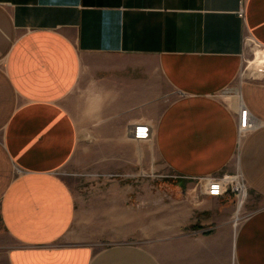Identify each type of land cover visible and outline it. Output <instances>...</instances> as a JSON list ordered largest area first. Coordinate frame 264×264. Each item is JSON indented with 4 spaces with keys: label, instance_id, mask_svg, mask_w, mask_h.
I'll list each match as a JSON object with an SVG mask.
<instances>
[{
    "label": "crops",
    "instance_id": "0c3cea01",
    "mask_svg": "<svg viewBox=\"0 0 264 264\" xmlns=\"http://www.w3.org/2000/svg\"><path fill=\"white\" fill-rule=\"evenodd\" d=\"M240 1L0 0V264H264V204L234 236L197 182L239 170L264 201V73L239 79L264 0ZM80 141L102 171L154 151L170 186L74 192L59 172Z\"/></svg>",
    "mask_w": 264,
    "mask_h": 264
},
{
    "label": "rangeland",
    "instance_id": "374dc122",
    "mask_svg": "<svg viewBox=\"0 0 264 264\" xmlns=\"http://www.w3.org/2000/svg\"><path fill=\"white\" fill-rule=\"evenodd\" d=\"M245 46H246L245 60L249 61L251 60V50L254 48V46L248 42L245 44ZM248 69L250 70V68H248V65L244 63L243 71L248 72ZM260 75L257 73L255 76L257 77ZM86 137L87 136H85V138ZM80 143L82 142L80 141ZM83 145L85 146V144L83 143L80 145V149L78 150L76 156L72 159V161L68 163V165H66L59 172L60 177L66 182V184L74 192L75 191L79 192L80 189L84 187L85 188L89 187L92 184L96 185L98 188H101L105 186L106 187L110 186L112 183L115 182H121V181L138 182L146 179L157 180L160 186H165V187L166 185L170 186V184L165 183L164 180L170 178L171 173L165 167H163L162 164L155 161L154 151L151 150L149 151V158H150V162L152 160L154 161L152 165L154 166L155 163V167L143 163V166H139L136 168L131 167L130 170L126 172H123L121 170H119L118 172H114L112 168L109 171H102V169L98 167L100 165H98L97 163L96 165H94L96 167L90 164L92 162L91 159L93 157V153L92 152L89 153L86 150V146L83 147ZM235 174L236 172L228 175L233 176ZM222 176H224V174L219 177ZM244 192L246 197L240 209L237 208V202L239 199L237 194L235 195L228 192L225 195L228 202H231V206H232V211L231 214L229 215V223H230L232 235L234 236L235 234H237L242 222L250 215V213L256 210V208L259 207L260 204H264L263 200L257 198L249 199L247 195L248 194L247 187ZM0 231H2L1 227H0Z\"/></svg>",
    "mask_w": 264,
    "mask_h": 264
},
{
    "label": "built area",
    "instance_id": "2783aa9c",
    "mask_svg": "<svg viewBox=\"0 0 264 264\" xmlns=\"http://www.w3.org/2000/svg\"><path fill=\"white\" fill-rule=\"evenodd\" d=\"M238 16L240 18L244 17V0L240 1V8L238 11ZM250 43L254 47L260 48L259 45L255 44L253 40L247 38L244 42ZM248 65V63H247ZM258 74H263L264 73V68L260 69ZM239 127H238V136L239 139H242L249 131L253 129V123L251 122V117L250 114L247 110H240L239 112ZM132 136L135 140L140 141V140H146L148 139V130L144 125H137L134 127L132 130ZM230 176V175H228ZM228 176L224 175L222 177H207V178H202L198 180L200 181L201 184L205 187L204 189V194L208 197H223L225 196L228 192L231 194H237L238 197H240L242 191H245L246 189V184L244 179L242 178V181L238 185L236 182H226V179ZM242 176V175H241Z\"/></svg>",
    "mask_w": 264,
    "mask_h": 264
},
{
    "label": "bare ground",
    "instance_id": "6f19581e",
    "mask_svg": "<svg viewBox=\"0 0 264 264\" xmlns=\"http://www.w3.org/2000/svg\"><path fill=\"white\" fill-rule=\"evenodd\" d=\"M253 53V59H251L250 61H247L248 63V68H250V70L254 69L255 71L252 73L253 75L257 74V72H259L260 69L264 68V49L263 48H258V47H254L252 50ZM247 77V72H244L243 69L240 71L239 73V79H245ZM236 90V89H235ZM236 97H235V103L236 104L238 102L239 99V92L238 90H236ZM229 99V98H228ZM228 176V175H226ZM226 179V182L230 183V182H236L238 183V185L240 184V182L242 181V176L241 173L239 172V170L236 172L235 175L233 176H228ZM241 195L238 199L237 202V208H241L245 199V192L242 190L241 188Z\"/></svg>",
    "mask_w": 264,
    "mask_h": 264
}]
</instances>
